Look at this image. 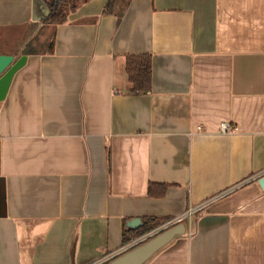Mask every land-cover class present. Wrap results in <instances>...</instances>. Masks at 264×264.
I'll return each instance as SVG.
<instances>
[{"label": "crops", "instance_id": "0c3cea01", "mask_svg": "<svg viewBox=\"0 0 264 264\" xmlns=\"http://www.w3.org/2000/svg\"><path fill=\"white\" fill-rule=\"evenodd\" d=\"M51 1L0 0L1 35L38 23L2 53L28 59L0 101V264H110L144 217L229 188L144 264H264V0H117L119 22L86 0L42 24Z\"/></svg>", "mask_w": 264, "mask_h": 264}, {"label": "trees", "instance_id": "16d2710c", "mask_svg": "<svg viewBox=\"0 0 264 264\" xmlns=\"http://www.w3.org/2000/svg\"><path fill=\"white\" fill-rule=\"evenodd\" d=\"M86 0H53L49 2L50 12L47 16L42 18V24L56 25L63 23L67 20V14L70 10H75L78 3ZM117 0H108L103 8L102 14H115L118 17V22L122 18V14L116 13ZM2 28V27H0ZM9 28V27H8ZM21 29L23 26H11L10 29ZM30 28V29H29ZM38 28V23L28 27L26 32H23L20 37H14L11 33L6 32L5 35H1L0 29V54L4 51H12L18 54L20 48L27 43L35 30ZM17 46V49H13ZM54 39L50 42L49 52H53ZM126 72L128 80L132 85L133 92L145 93L152 87V54L151 53H134L126 55ZM166 183H151L149 186V194L152 196H162L165 194L168 188ZM172 217H158V216H146L143 218V225L136 230V232L129 238L125 239L128 243L134 238L142 236L158 228ZM125 243V244H126Z\"/></svg>", "mask_w": 264, "mask_h": 264}, {"label": "water", "instance_id": "95a60500", "mask_svg": "<svg viewBox=\"0 0 264 264\" xmlns=\"http://www.w3.org/2000/svg\"><path fill=\"white\" fill-rule=\"evenodd\" d=\"M28 59L27 54L16 58L12 54H0V101L4 100L15 73L22 68ZM264 190V175L258 179ZM128 225L134 229L142 225L140 218H133ZM186 232L185 223L172 226L147 241L113 258L110 264H144L160 248L167 245L174 237Z\"/></svg>", "mask_w": 264, "mask_h": 264}, {"label": "built area", "instance_id": "2783aa9c", "mask_svg": "<svg viewBox=\"0 0 264 264\" xmlns=\"http://www.w3.org/2000/svg\"><path fill=\"white\" fill-rule=\"evenodd\" d=\"M198 128L201 130L203 128V126L200 125V126H198ZM221 129L223 132H228L229 129L234 130V129H236V127L233 128V126L231 124H229L228 122H223L221 125ZM240 185H242V184H240ZM233 190H234V188H229L227 190L221 191V192L203 200L202 202L198 203L197 205L188 207L184 212L173 216L170 220L166 221L165 223H163L158 228H156V229L152 230L151 232L144 234L142 236H139V237L135 238L134 240L126 243L124 245L123 249L121 250V252L129 250L132 246L143 243L145 240L149 239L150 237H152L156 234H159V233L163 232L164 230H166L172 226H175V225L180 224V223H184L187 220H191L195 215H198L201 211L206 209L212 203H214L218 199L226 196L227 194H229ZM114 256H115V254H113V256L111 255L110 257L108 256L107 259L109 260V258H110V260H111V259H113Z\"/></svg>", "mask_w": 264, "mask_h": 264}, {"label": "rangeland", "instance_id": "374dc122", "mask_svg": "<svg viewBox=\"0 0 264 264\" xmlns=\"http://www.w3.org/2000/svg\"><path fill=\"white\" fill-rule=\"evenodd\" d=\"M47 35H49V31H47V30L42 31V32L40 33V36H44V37H45V36H47ZM48 40H49V39H48ZM42 47L45 48V44L42 45ZM43 48H42V49H43ZM39 50H40V48H39ZM156 235H158V234H156ZM156 235H154V236H156ZM154 236H152V237H154ZM152 237H150V238H152ZM150 238H149V239H150ZM147 240H148V239H147ZM147 240H145V241H147ZM145 241H144V242H145Z\"/></svg>", "mask_w": 264, "mask_h": 264}]
</instances>
